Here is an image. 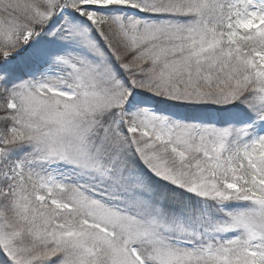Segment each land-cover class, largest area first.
Instances as JSON below:
<instances>
[{"label":"snow or ice","instance_id":"snow-or-ice-1","mask_svg":"<svg viewBox=\"0 0 264 264\" xmlns=\"http://www.w3.org/2000/svg\"><path fill=\"white\" fill-rule=\"evenodd\" d=\"M0 264H264V0H0Z\"/></svg>","mask_w":264,"mask_h":264}]
</instances>
